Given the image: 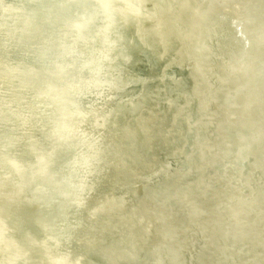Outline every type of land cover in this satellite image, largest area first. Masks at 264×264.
<instances>
[{
	"label": "bare ground",
	"instance_id": "obj_1",
	"mask_svg": "<svg viewBox=\"0 0 264 264\" xmlns=\"http://www.w3.org/2000/svg\"><path fill=\"white\" fill-rule=\"evenodd\" d=\"M0 264H264V0H0Z\"/></svg>",
	"mask_w": 264,
	"mask_h": 264
}]
</instances>
